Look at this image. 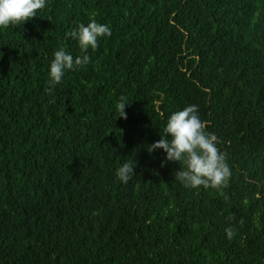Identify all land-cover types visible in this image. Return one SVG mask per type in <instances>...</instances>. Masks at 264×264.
I'll use <instances>...</instances> for the list:
<instances>
[{"label":"trees","instance_id":"16d2710c","mask_svg":"<svg viewBox=\"0 0 264 264\" xmlns=\"http://www.w3.org/2000/svg\"><path fill=\"white\" fill-rule=\"evenodd\" d=\"M93 19L111 35L84 52ZM61 47L90 61L50 88ZM190 105L219 188L148 151ZM0 264H264V0H46L0 27Z\"/></svg>","mask_w":264,"mask_h":264},{"label":"clouds","instance_id":"9594fccd","mask_svg":"<svg viewBox=\"0 0 264 264\" xmlns=\"http://www.w3.org/2000/svg\"><path fill=\"white\" fill-rule=\"evenodd\" d=\"M46 0H0V27L20 25L36 17L39 10L44 9ZM68 35L78 40L79 47L86 52L89 48L96 49L101 37L111 35L110 27L101 24L94 19L86 26L78 25L76 30ZM87 55L73 57L63 47L54 53V59L50 65L49 87L59 84L66 71L75 70L89 63ZM126 98L121 97L117 104L118 117L127 119L125 108ZM207 121L200 119L197 106L190 105L183 110L174 112L168 118L161 138L148 147L149 153L156 149L166 153L165 161L182 162L184 167L175 172V178L185 187L219 188L226 184L231 171L226 163V153H222L217 147V137L206 131ZM134 162H125L116 170V176L122 183L131 180L135 173ZM163 166V164H162ZM229 238L232 237L231 228L226 229Z\"/></svg>","mask_w":264,"mask_h":264}]
</instances>
